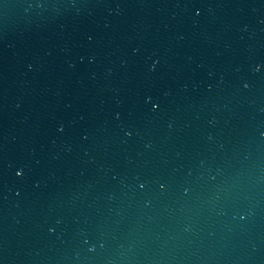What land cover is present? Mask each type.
I'll return each mask as SVG.
<instances>
[{
	"label": "water",
	"instance_id": "95a60500",
	"mask_svg": "<svg viewBox=\"0 0 264 264\" xmlns=\"http://www.w3.org/2000/svg\"><path fill=\"white\" fill-rule=\"evenodd\" d=\"M0 264H264V0H0Z\"/></svg>",
	"mask_w": 264,
	"mask_h": 264
}]
</instances>
